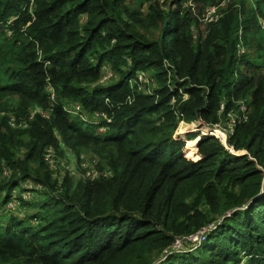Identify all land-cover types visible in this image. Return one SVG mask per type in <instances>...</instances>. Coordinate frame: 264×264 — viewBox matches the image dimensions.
I'll use <instances>...</instances> for the list:
<instances>
[{"label":"trees","instance_id":"trees-1","mask_svg":"<svg viewBox=\"0 0 264 264\" xmlns=\"http://www.w3.org/2000/svg\"><path fill=\"white\" fill-rule=\"evenodd\" d=\"M17 189L0 264H264V0H0V210Z\"/></svg>","mask_w":264,"mask_h":264},{"label":"rangeland","instance_id":"rangeland-1","mask_svg":"<svg viewBox=\"0 0 264 264\" xmlns=\"http://www.w3.org/2000/svg\"><path fill=\"white\" fill-rule=\"evenodd\" d=\"M211 9H214L215 11L213 13H210ZM216 12H217L216 7H209L207 9L205 15H207V14H213L214 15ZM139 76H141V78L139 79L141 84L149 85L147 74L138 73V77ZM117 78H118V76L116 77L115 74H112L111 69L107 67L103 71V76H102V79L100 81L101 82L100 84L106 85V84L112 83V81L114 82ZM140 89L143 90V86H141ZM70 110L72 112L77 111V109H73V108L72 109L70 108ZM70 114H72V113H70ZM224 126L225 125L221 126L220 129L223 128ZM199 127H200V130L202 131L201 126H199ZM216 128H217L216 130L219 129L218 127H216ZM189 131L190 132H187V134L192 133V132L193 133L196 132V131H191V130H189ZM212 131L214 133H218L215 131V129ZM225 131L227 133H229V130H225ZM204 133H206V132H204ZM218 134H220L221 142H223V139H222L223 135L220 133V131ZM215 138H217V137H215ZM183 140H185V139H183ZM185 141H186V145H185V148H186L188 140H185ZM49 161L52 164V159H49ZM97 162H99V161H97V159L93 158L90 155H83L80 157V159L75 158L74 156H71L69 159L67 156V158H63V159L58 160V162H57L58 164L55 165V170H56L58 175H64L66 173V171H69L72 174H74L75 172H79L80 174L83 175V177H88V178L89 177H96L101 172L100 167H99ZM107 171H110V170H105L103 173H106ZM19 193H23V192H21L20 189H17L16 192L14 193V195L11 197L12 200L8 202L7 206H4V210H0V213H4V215H6V216L9 214H12L13 216L21 218V219L25 218L26 216H29V218H31V216L33 214H35L37 212V210L33 209L31 206L24 205L22 203L20 204V202L19 203L15 202L17 200L16 195H19ZM25 198H28V199H25L26 203H28L29 200H33L35 198V194H33V193L29 194L27 192L25 195ZM32 223L36 226L39 224V221L36 218H34V219H32ZM196 240H197L196 244H199L198 242L201 241V238H198Z\"/></svg>","mask_w":264,"mask_h":264},{"label":"built area","instance_id":"built-area-1","mask_svg":"<svg viewBox=\"0 0 264 264\" xmlns=\"http://www.w3.org/2000/svg\"><path fill=\"white\" fill-rule=\"evenodd\" d=\"M215 10L214 9H211L210 10V13H213ZM215 15H216V13L213 15V14H207V15H205V20H207V21H212L214 18H215ZM141 78V76H139V79ZM53 93V92H52ZM51 95V98L53 99L54 98V95L53 94H50ZM71 109H72V107H70ZM70 108H67L66 110L68 111V112H70V113H73V114H76V112L79 110V106L77 105L76 106V109H77V111H71L70 110ZM241 110H242V112H244L245 110H246V107L245 106H243V105H241ZM241 120V118L236 114V113H232V114H230V118L228 119V121H227V123H226V125L223 127V128H221L220 129V127L221 126H223L224 124H221V123H219V124H215L214 126H212V127H210V126H208V125H205V124H202L201 122H197L198 123V125L199 126H201V129L203 128V127H205V128H207L208 130L206 131V133H204L203 131H201L200 129L199 130H196V132H200V133H202V134H206V135H208V136H213V137H217L220 141H221V136H220V134H217V133H214L212 130H216L217 128L216 127H218L219 129V131H220V133L223 135L222 137V139H223V143H225L226 142V140H227V137H228V133L225 131V130H229V133L230 132H232L233 131V128H234V126L236 125V123L237 122H239ZM183 122H181L180 124H182ZM180 126V125H179ZM177 131H178V129H177ZM177 131H176V133H175V138L176 139H181V140H183L181 137H182V135L181 134H178L177 133ZM185 132L187 133V132H190L189 130H185ZM48 156H49V154H48ZM197 239V236H194L192 239H194V240H196ZM174 247H180V242L179 241H177L176 242V244L174 245Z\"/></svg>","mask_w":264,"mask_h":264},{"label":"crops","instance_id":"crops-1","mask_svg":"<svg viewBox=\"0 0 264 264\" xmlns=\"http://www.w3.org/2000/svg\"><path fill=\"white\" fill-rule=\"evenodd\" d=\"M183 123H185V122H183ZM180 125H181V124H180ZM179 127H180V126H179ZM179 127H178V131H177V133L182 135V137H181L182 139H185V140H186L187 133H186V132H185V133H182L181 131H179ZM184 131H185V130H184ZM185 140H184V141H185Z\"/></svg>","mask_w":264,"mask_h":264}]
</instances>
